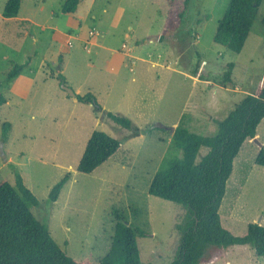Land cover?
<instances>
[{
  "label": "rangeland",
  "instance_id": "374dc122",
  "mask_svg": "<svg viewBox=\"0 0 264 264\" xmlns=\"http://www.w3.org/2000/svg\"><path fill=\"white\" fill-rule=\"evenodd\" d=\"M6 1L0 0V92L5 97L0 103V180L14 184L15 170L20 171L39 200L31 207L33 214L76 260L94 264L108 253L119 212L139 231L142 261L169 263L187 211L149 194L170 150L173 131L168 128L180 122L194 132L213 134L216 120L264 80V0L240 52L214 41L230 0H190L182 25L165 39L160 33L167 0H81L74 14L62 12L65 0H23L18 16L9 19L3 15ZM80 22L101 36L88 34L91 45L75 41L68 50L53 51L57 32L77 31ZM109 46L130 50L134 57L111 68ZM25 61L20 75L10 77ZM228 63L233 64V84L223 86L216 78L229 70ZM194 70L204 78L196 80ZM62 78L74 90L94 94L102 110L125 116L139 128L156 127L132 136L131 129L93 104L70 96ZM94 130L121 140L122 147L94 173H82L78 164ZM257 138L264 145V119ZM259 148L252 138L244 142L220 207L223 226L237 236L247 233L249 223L264 225V166L255 163ZM208 151L202 147L197 162ZM66 174L70 177L59 200L51 202L52 187ZM247 246L210 247L200 264H264V256Z\"/></svg>",
  "mask_w": 264,
  "mask_h": 264
},
{
  "label": "trees",
  "instance_id": "16d2710c",
  "mask_svg": "<svg viewBox=\"0 0 264 264\" xmlns=\"http://www.w3.org/2000/svg\"><path fill=\"white\" fill-rule=\"evenodd\" d=\"M168 13L160 39L168 31L178 29L187 14L190 0H167ZM263 0H230L219 20L214 41L227 49L240 52L250 34L254 20ZM23 0H7L3 15L18 16ZM80 0H65L62 12L74 14ZM27 61L17 63L10 77L20 75ZM223 72L218 82L233 84L232 63ZM194 76L199 71L194 70ZM204 76V75H203ZM65 83V78H62ZM77 100L91 103L95 110L103 111L119 125L131 129L132 136L150 133L156 127L134 126L131 119L102 110L91 92L77 94ZM5 102L0 92V103ZM264 119V80L259 81L251 92L238 102L222 120H216L213 134L194 132L179 123L173 131L170 150L154 175L149 194L178 203L187 211L186 221L179 225L180 241L174 258L167 264H200L210 247L231 245L252 246L259 257L264 256V225L249 223L247 233L237 236L226 229L221 220L220 207L227 189V182L234 168V160L248 138L259 145L255 163L264 166V145L257 138V128ZM11 124L5 128L4 140ZM209 151L197 162L202 147ZM122 147V141L103 130H94L90 135L77 170L94 173L101 165L114 157ZM180 153L182 155L180 156ZM62 177L51 189L49 200L55 202L69 179ZM39 200L26 185L20 171L15 170V183L0 180V264H91L68 255L54 240L46 223L39 220L31 207ZM117 221L108 253L94 264H154L141 259L136 230L121 213L116 212Z\"/></svg>",
  "mask_w": 264,
  "mask_h": 264
},
{
  "label": "crops",
  "instance_id": "0c3cea01",
  "mask_svg": "<svg viewBox=\"0 0 264 264\" xmlns=\"http://www.w3.org/2000/svg\"><path fill=\"white\" fill-rule=\"evenodd\" d=\"M81 1V0H80ZM80 4V3H79ZM79 6V5H78ZM77 9H78V7H77ZM76 12V11H75ZM74 12V13H75ZM17 17V16H16ZM7 18V17H6ZM14 18V17H13ZM7 19H9V18H7ZM165 20H166V18H165ZM22 21H28V22H31V21H29L28 19H23ZM164 24H165V22H164ZM79 29L77 30V31H75V30H70V31H68V33H64V32H62V31H59V32H57V34H56V36H55V40H56V42H55V44L54 45H52L51 46V49L53 50V51H55V52H59V51H65V50H68L71 46H72V44L75 42V41H77L79 44H82V43H86V45L87 44H93V41H88L91 37H90V35H88V34H90L91 33V31L90 30H96V31H98L99 32V34L98 35H96V36H94V37H92L93 39H95V38H97V37H99V36H101V31H99L97 28H91V29H87L86 30V28H85V26H82V23L80 22L79 23ZM163 28H164V26H163ZM163 30V29H162ZM162 32V31H161ZM32 36L34 37L35 36V34H32ZM91 38V39H92ZM92 39V40H93ZM35 40H37V38H35ZM94 45H99L98 44V42H94ZM100 46H105V45H100ZM111 46H109V47H106V48H110ZM125 47V46H124ZM111 49H112V55L110 56V64H111V68H120L122 65H123V63L125 62V60H127V57H130V58H133L134 57V55L133 54H131V51L130 50H127V51H121V52H119V51H116L114 48H112L111 47ZM61 52V53H62ZM60 58L62 59V54H61V56H60ZM157 63L155 62V61H153L152 62V65H155V66H157L156 65ZM173 68V67H172ZM22 72V71H21ZM196 80L197 79H199V78H195ZM62 83V82H61ZM67 82H66V80H65V84H66ZM67 85V84H66ZM76 91V93L77 94H81V95H84V94H82V92L80 91V90H75ZM73 97V96H72ZM75 99H77V96L76 97H74ZM104 111H106V110H104ZM180 123V122H179ZM176 124L177 123H174L173 124V126L176 128ZM178 125V124H177ZM141 135H143V134H141ZM140 135V136H141ZM58 200H59V198H58ZM57 200V201H58ZM57 201H55V202H57ZM245 245H248V244H245ZM253 249L254 250V248H252L251 246H247V249ZM255 251V250H254Z\"/></svg>",
  "mask_w": 264,
  "mask_h": 264
},
{
  "label": "water",
  "instance_id": "95a60500",
  "mask_svg": "<svg viewBox=\"0 0 264 264\" xmlns=\"http://www.w3.org/2000/svg\"><path fill=\"white\" fill-rule=\"evenodd\" d=\"M62 87L68 91V93H69L70 96H73V97H76L77 96L76 91L72 87L66 85L65 83L62 84ZM168 129H171L172 131H174L175 130V127L172 126V127H169Z\"/></svg>",
  "mask_w": 264,
  "mask_h": 264
},
{
  "label": "built area",
  "instance_id": "2783aa9c",
  "mask_svg": "<svg viewBox=\"0 0 264 264\" xmlns=\"http://www.w3.org/2000/svg\"><path fill=\"white\" fill-rule=\"evenodd\" d=\"M98 34H99V32L98 31H95V30L94 31H91V33H90V35L93 36V37L96 36V35H98Z\"/></svg>",
  "mask_w": 264,
  "mask_h": 264
}]
</instances>
